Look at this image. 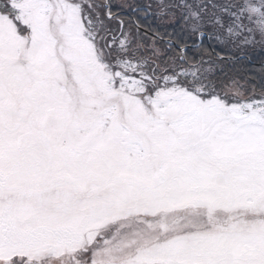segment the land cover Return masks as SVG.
<instances>
[{"label":"snow or ice","instance_id":"obj_1","mask_svg":"<svg viewBox=\"0 0 264 264\" xmlns=\"http://www.w3.org/2000/svg\"><path fill=\"white\" fill-rule=\"evenodd\" d=\"M255 45L264 0H0V264H264Z\"/></svg>","mask_w":264,"mask_h":264},{"label":"trees","instance_id":"obj_2","mask_svg":"<svg viewBox=\"0 0 264 264\" xmlns=\"http://www.w3.org/2000/svg\"><path fill=\"white\" fill-rule=\"evenodd\" d=\"M114 2L125 3L132 2V0H114ZM234 54L240 57L235 65V74L241 79L244 76H252L258 80L261 67L264 66V47H250L243 53L236 52Z\"/></svg>","mask_w":264,"mask_h":264},{"label":"rangeland","instance_id":"obj_3","mask_svg":"<svg viewBox=\"0 0 264 264\" xmlns=\"http://www.w3.org/2000/svg\"><path fill=\"white\" fill-rule=\"evenodd\" d=\"M253 47H264V46H261V45H255V46H253Z\"/></svg>","mask_w":264,"mask_h":264}]
</instances>
